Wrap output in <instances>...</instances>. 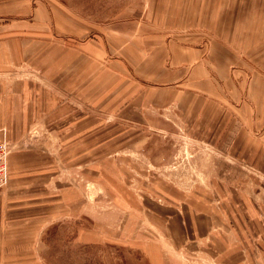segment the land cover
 Listing matches in <instances>:
<instances>
[{
  "label": "rangeland",
  "instance_id": "1",
  "mask_svg": "<svg viewBox=\"0 0 264 264\" xmlns=\"http://www.w3.org/2000/svg\"><path fill=\"white\" fill-rule=\"evenodd\" d=\"M30 5L52 11L53 55L61 48L94 47L85 53L86 78L98 72L128 78V60L139 73L141 48L157 47L144 37L197 34L220 41L232 27L264 40V0H33ZM98 48L102 56L92 59ZM169 111L154 115L148 129L133 130L128 149L118 143L114 152V144H105L100 165L89 159L82 167L65 165L61 145L41 123L12 143L11 154L20 159L13 184L21 186L13 193L6 185L0 197L17 199V212L7 214L25 218L26 228L27 217L37 222L35 238L32 226L21 233L15 264H217L176 249L195 210L204 211L208 202L220 214L223 203L243 197L260 206L264 221V178L246 175L236 161L191 138ZM67 187L77 193L64 200L60 191ZM197 201L203 204L190 207ZM11 260L5 256L3 264Z\"/></svg>",
  "mask_w": 264,
  "mask_h": 264
},
{
  "label": "crops",
  "instance_id": "2",
  "mask_svg": "<svg viewBox=\"0 0 264 264\" xmlns=\"http://www.w3.org/2000/svg\"><path fill=\"white\" fill-rule=\"evenodd\" d=\"M32 1L0 0V140L17 143L41 123L61 145L65 165L82 167L85 159L100 165L105 144H114V152L118 143L128 149L133 130L148 129L154 115L172 109L191 138L236 161L246 175L264 178V40H255L253 31L247 38V31L231 27L220 41L197 34L144 37L157 47L141 48L139 73L128 60V78L100 72L86 78L85 53L94 47L53 55L52 11ZM91 53L102 56L100 48ZM17 158H8L7 191L13 193L21 186L13 184ZM60 192L64 200L77 193ZM240 199L223 203L221 215L208 202L195 210L176 249L217 264L264 262L260 206ZM17 202L0 197V264L5 256L15 264L27 228L36 237L35 217H27L26 228L25 218L7 214L17 212Z\"/></svg>",
  "mask_w": 264,
  "mask_h": 264
},
{
  "label": "built area",
  "instance_id": "3",
  "mask_svg": "<svg viewBox=\"0 0 264 264\" xmlns=\"http://www.w3.org/2000/svg\"><path fill=\"white\" fill-rule=\"evenodd\" d=\"M12 143L0 140V191H2L8 183V158L13 150Z\"/></svg>",
  "mask_w": 264,
  "mask_h": 264
}]
</instances>
